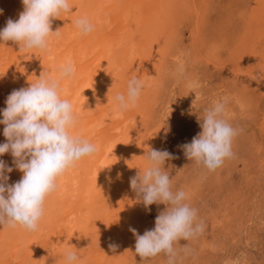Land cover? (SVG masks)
<instances>
[{
  "label": "bare ground",
  "instance_id": "1",
  "mask_svg": "<svg viewBox=\"0 0 264 264\" xmlns=\"http://www.w3.org/2000/svg\"><path fill=\"white\" fill-rule=\"evenodd\" d=\"M208 2L69 0L72 10L52 18V30L60 32L50 36L46 50L20 51L16 42L0 41V119L13 90L29 87L42 73L59 79L61 66L70 62L74 75L60 80L61 98L72 103L77 121L69 132L97 147L58 177L36 231L0 225V264H66L68 252L79 257L74 264H132L136 238L130 229L141 235L149 212L130 180L139 174L140 163L147 162V134L167 79L175 80L179 69L201 60L219 72L242 75L243 95L254 89L264 96V0L250 1L249 10L240 15L244 28L233 49L227 47L229 30L217 29L214 35V28L209 29ZM0 10L2 30L9 18H19L24 5L22 0H0ZM82 17L93 25L87 35L75 23ZM183 24L190 29L189 47L180 38ZM220 43L229 55L223 63L217 57L223 53L217 49ZM184 74L181 93L195 84L188 71ZM134 76L144 87L135 106L118 114L115 97L126 95ZM4 127L0 124V144L7 142ZM0 160L13 168L5 173L8 184L18 182L23 173L11 153Z\"/></svg>",
  "mask_w": 264,
  "mask_h": 264
},
{
  "label": "clouds",
  "instance_id": "2",
  "mask_svg": "<svg viewBox=\"0 0 264 264\" xmlns=\"http://www.w3.org/2000/svg\"><path fill=\"white\" fill-rule=\"evenodd\" d=\"M22 3L24 11L17 20L8 19L0 30V41L16 42L20 51L46 50L50 36L60 32V29L52 30V18L72 10L69 0H22ZM75 23L84 35L93 31L86 17ZM74 73V65L66 63L59 70V79L42 73L29 87L13 90L5 101L0 124L5 125L3 135L7 142L0 144V156L10 152L23 176L18 182L8 184L5 173H11L13 168L0 160V225L3 227L20 225L36 231L44 215V201L56 190L58 177L97 151L94 144L69 132L77 121L72 103L61 98L60 80L71 78ZM143 87L138 77L128 81L126 95L115 97L118 114L135 106ZM200 127L202 131L191 143L181 147L190 161L215 171L233 155L232 141L238 131L224 118L222 102L206 110ZM144 156L148 166L131 178V188L142 197L145 207L154 203L167 207L156 217L154 229L146 230L143 235L130 229L136 238L135 253L142 259L164 253L168 264H176L174 245L181 239L193 238L203 227L196 223L197 210L186 202L187 193L172 190L170 173L164 168L172 154L150 149ZM109 247L115 250L116 245ZM78 259L75 252L66 253V264H74Z\"/></svg>",
  "mask_w": 264,
  "mask_h": 264
},
{
  "label": "rangeland",
  "instance_id": "3",
  "mask_svg": "<svg viewBox=\"0 0 264 264\" xmlns=\"http://www.w3.org/2000/svg\"><path fill=\"white\" fill-rule=\"evenodd\" d=\"M209 1V29L214 28V35L217 29L224 30L225 34L229 30L232 41L228 40L227 47L233 49L244 28L240 15L249 10L250 1L253 0ZM227 18L230 20L227 21ZM207 37L208 34L205 41L210 40ZM180 38H183L184 47L190 46L188 26L183 27ZM216 45L218 52H223L220 56L217 55L218 60L223 63L224 58L229 56L225 53L227 47H222L221 43ZM209 47L210 45L206 46ZM201 54L205 57V50H201ZM193 66L179 69L178 80H173V77L167 79L170 81L168 86L165 85L168 90L163 88L164 96L153 115L145 143L148 150L144 154L150 149L166 150L172 154L173 158L164 165L172 179V190H184L187 193L186 202L197 210L196 223L203 227V231L193 238L188 241L181 239L174 245L177 252L176 264H264V96H260L254 89L250 90L251 94L248 93V96L245 93L243 95L242 75L230 70L219 72L206 66L201 60H196ZM187 71L190 80H194L195 88L181 93L183 88L180 82H183L182 75ZM251 98H256L253 100L255 103ZM216 102H225L224 118L237 129L238 134L232 141L233 155L215 171H209L202 164L185 157L181 146L191 143L193 137L202 131L200 122L206 110ZM147 166V162L143 160L139 165L140 171ZM166 207L162 203L145 207L149 213L143 234L146 230L154 229L156 217ZM132 264H168V257L160 253L155 257L142 259L134 250Z\"/></svg>",
  "mask_w": 264,
  "mask_h": 264
}]
</instances>
